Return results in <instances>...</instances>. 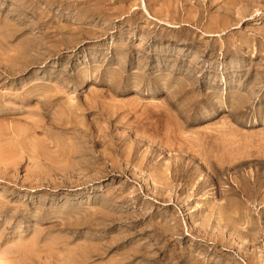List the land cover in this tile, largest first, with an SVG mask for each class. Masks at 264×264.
<instances>
[{
    "label": "rangeland",
    "instance_id": "obj_1",
    "mask_svg": "<svg viewBox=\"0 0 264 264\" xmlns=\"http://www.w3.org/2000/svg\"><path fill=\"white\" fill-rule=\"evenodd\" d=\"M1 263L264 264V0H0Z\"/></svg>",
    "mask_w": 264,
    "mask_h": 264
},
{
    "label": "bare ground",
    "instance_id": "obj_2",
    "mask_svg": "<svg viewBox=\"0 0 264 264\" xmlns=\"http://www.w3.org/2000/svg\"><path fill=\"white\" fill-rule=\"evenodd\" d=\"M187 10V9H186ZM17 29V28H16ZM18 31V30H17ZM11 33V32H10ZM2 39V38H1ZM5 72V71H4ZM168 176V175H167ZM167 178V177H166ZM1 264H3V263H1ZM5 264V263H4Z\"/></svg>",
    "mask_w": 264,
    "mask_h": 264
}]
</instances>
